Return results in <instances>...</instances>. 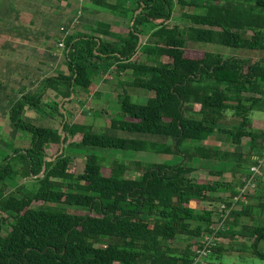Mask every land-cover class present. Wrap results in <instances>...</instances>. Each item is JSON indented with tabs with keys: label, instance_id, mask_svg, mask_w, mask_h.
<instances>
[{
	"label": "trees",
	"instance_id": "1",
	"mask_svg": "<svg viewBox=\"0 0 264 264\" xmlns=\"http://www.w3.org/2000/svg\"><path fill=\"white\" fill-rule=\"evenodd\" d=\"M92 2L111 13L135 15L118 32L96 21L91 32L69 33V73L46 77L38 91L21 92L12 102L8 120L30 135V146L14 149L0 164V264H199L205 244L198 239L206 234L223 240L209 245V264H236L216 262L226 251L221 244L236 237L252 240L253 255L264 260V187L243 200L238 187L245 182L193 177L196 160L232 163L233 174L251 164L249 178L251 167L264 158V129L254 118L264 113V0ZM176 6L195 9L182 14L188 26L170 24ZM188 42L218 45L230 56L201 55ZM241 50L261 57L244 58ZM108 74L123 89L119 117L106 132L71 122L66 106L44 99L50 90L68 104L83 93L96 95V77ZM3 75L0 66V94L8 84ZM126 87L151 95L140 104ZM27 110L52 121L60 117L65 138L56 126L27 117ZM217 134L228 136L232 150L210 144ZM53 145L64 147L48 161ZM70 149L151 152L181 160L170 165L87 154L78 173ZM208 173L221 178L225 168ZM17 178L36 183L8 192L9 181ZM220 193L225 198L213 196ZM202 202L224 205L218 212L228 215L223 229H216L214 211L200 209ZM236 204L242 209H234ZM180 237L184 248L175 245Z\"/></svg>",
	"mask_w": 264,
	"mask_h": 264
},
{
	"label": "rangeland",
	"instance_id": "2",
	"mask_svg": "<svg viewBox=\"0 0 264 264\" xmlns=\"http://www.w3.org/2000/svg\"><path fill=\"white\" fill-rule=\"evenodd\" d=\"M108 1L116 3L118 0ZM40 5L45 6V10L43 11L45 15H42L40 18L41 20H37L38 22L35 20V23H31L29 19L16 21L15 18L20 19L16 13V10H18L17 7H13V12L7 16L0 10V66L3 68L5 82L6 84L8 83L7 87L0 94V164L3 163L4 156L13 154L14 149H26L30 146V135L16 129L8 120V111L10 110L12 102L19 97L21 92L28 91L29 89H31L32 92L35 91V88H33L35 87V83H30V80L37 82V80H39L36 79L37 76H40L39 78H45L47 76H56L60 73H69L65 58L66 45L64 48L59 46L65 35V31L70 30L71 34L73 32L88 33L95 29L96 21H101L111 24L112 30L118 32L119 27H127L133 15H135L132 12L128 15L119 12L111 13L93 4L92 0H44ZM184 11L186 13H193L195 9L192 7L183 9L176 6L170 24L188 26V22L182 15ZM70 20L73 21L72 25L70 24ZM67 25H71L70 29H66L63 32V29L67 28ZM144 41H146L145 37L141 39L140 42L142 43ZM188 46L201 55L206 51H210L222 56H230L224 47L214 44L188 42ZM49 55H51L50 62L48 60ZM239 55L244 58H252L253 60H259L261 57L260 53L249 50H241ZM139 56L140 55H137L135 58L137 59ZM46 61L49 64L47 66L42 65L39 69L43 71L37 72L38 69L35 67H37L38 64H45L44 62ZM7 62L12 63L7 64ZM122 79L127 80L128 77L124 76ZM14 80L16 81L13 82ZM118 80L119 78L110 76L109 74L107 76H98L95 79L98 93H96V95H94V91L88 94L83 93L80 97L73 99V102L70 104L65 103L67 100L57 96L53 91L47 92L44 99L47 102V96H49L50 100L53 98L56 102L60 103V105L66 106L69 110L68 112H70L69 120L71 122L92 124L97 130H102L98 132H106L103 129L109 127L111 119L119 117L117 112L120 111V104L117 97L118 94L122 93L123 88L119 85ZM127 89L133 94V100L140 104H145L151 95L143 90L134 91L131 88ZM115 103L116 108L114 109ZM44 110H47L50 115L53 113L49 108L44 107ZM25 114L27 117L34 119L38 124H52L59 128L61 133H64L60 117H56V119L52 121L51 118L45 116L44 113L36 112L35 110H27ZM254 118L256 120V127L264 129V113L256 112ZM118 135L125 138L132 137L129 133L122 131H120ZM247 141L248 139L243 141V148L246 153L249 152ZM209 142L221 149L232 150L233 148L227 135L217 134L215 137L210 138ZM63 147L61 146L60 148L56 145L51 146L47 150L49 156L47 160L50 161L52 158L56 157ZM70 151L74 155V169L78 173L84 171L85 157L87 154L105 157L110 160L118 159L124 162L142 161L149 163H167L170 165L176 164L181 160V157H173L166 154L121 151L115 149H70ZM194 164L199 169L198 172L193 174L195 179L207 180L208 182H214L219 179L233 184H239L247 179V168L251 165L249 164L247 168H242L241 170L237 168L236 173L233 174L234 169L232 170V163L220 165L219 162L215 161L196 160ZM222 168H225V173L221 178L211 176L208 173L209 170L218 171L222 170ZM260 170L262 172V177L257 179L254 192H256L259 186L264 187V167L262 166ZM35 183L36 181L33 179L17 178L9 181V188L7 191L12 192L21 184L34 187ZM239 188L241 187L239 186L238 189ZM213 196L225 198L226 194L220 193ZM199 207L200 209L214 211V220L215 222H219L216 229L222 226V219L227 215L222 211L218 213L220 210H223L222 204L202 202ZM242 207V204H236L234 209L240 210ZM244 220L246 219H243V222ZM206 237L207 234L198 239V241L200 240V242H203ZM251 241L252 240H244L240 237H236L234 241L231 242L230 240H226L221 244L226 248V251L223 253L224 255H219V257H222L216 262L264 264V260L253 255L252 247L250 246ZM175 245L184 248L186 246V240L184 237H180ZM260 247L264 249V242ZM209 259V256L203 257L199 260V264H209Z\"/></svg>",
	"mask_w": 264,
	"mask_h": 264
},
{
	"label": "crops",
	"instance_id": "3",
	"mask_svg": "<svg viewBox=\"0 0 264 264\" xmlns=\"http://www.w3.org/2000/svg\"><path fill=\"white\" fill-rule=\"evenodd\" d=\"M44 0H1L0 1V10L5 14V16L11 14L13 12V7H17L18 10H16V13L18 15V17H20V19L18 18H15L16 21H21V20H26V19H29V21H31V23H35V20H41L40 18L42 17V15H45L43 14V11L45 10L43 5H40L41 2H43ZM49 1V0H47ZM93 3V2H92ZM3 9V10H2ZM47 11V9H46ZM50 12V11H49ZM22 13V14H21ZM37 16H40V17H37ZM38 22V21H37ZM27 23V22H26ZM72 23V20H70V24ZM118 23V22H117ZM38 25V24H37ZM69 26L67 25V28ZM13 28V26H12ZM67 28H64L63 29V32L67 29ZM8 31V30H7ZM48 60L49 62L51 61V55H49L48 57ZM45 61V60H43ZM12 62H7V64H10ZM45 64H38L37 67H35L36 69H38L37 72H42L43 70L39 69L42 65L43 66H47L49 63L46 61L44 62ZM2 68V66H1ZM3 70V68H2ZM40 76H37L36 79H39L37 80V82H34L33 80H30V83H35V91H38L41 84H42V81L46 78H39ZM49 77V76H47ZM16 80H14L13 82H15ZM36 81V80H35ZM23 90V89H22ZM31 89H29L28 91H30ZM28 91H25V92H28ZM51 91V90H50ZM49 92V91H48Z\"/></svg>",
	"mask_w": 264,
	"mask_h": 264
},
{
	"label": "built area",
	"instance_id": "4",
	"mask_svg": "<svg viewBox=\"0 0 264 264\" xmlns=\"http://www.w3.org/2000/svg\"><path fill=\"white\" fill-rule=\"evenodd\" d=\"M69 33H70V30L65 32V35H64L61 43L59 44L60 47H63V48L65 47V40H66ZM263 162H264V158H261L258 165H253L251 167V173H252L251 176L244 180L245 184H244V186H242L240 188L241 198L243 200H245L246 194H254V189L256 188L257 179L259 177H262V172H261L260 168L262 167ZM257 175H259V176H257ZM255 178H256V180H255ZM222 207H224V205ZM227 216L228 215H226V217ZM226 217L222 219L223 221H222V226L220 227V229H223L224 220L226 219ZM215 241H223V240L222 239H213L211 237L205 238V240L202 242L203 244H205V246L203 248H201V250L198 251V254H199L198 261L201 258L206 257L208 255V253H210V249H209L210 246L209 245L214 244Z\"/></svg>",
	"mask_w": 264,
	"mask_h": 264
},
{
	"label": "water",
	"instance_id": "5",
	"mask_svg": "<svg viewBox=\"0 0 264 264\" xmlns=\"http://www.w3.org/2000/svg\"><path fill=\"white\" fill-rule=\"evenodd\" d=\"M141 43V42H140ZM66 134L65 133H62V138H65Z\"/></svg>",
	"mask_w": 264,
	"mask_h": 264
}]
</instances>
